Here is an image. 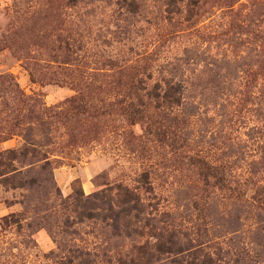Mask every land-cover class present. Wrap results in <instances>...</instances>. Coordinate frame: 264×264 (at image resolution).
Masks as SVG:
<instances>
[{"label":"rangeland","instance_id":"rangeland-1","mask_svg":"<svg viewBox=\"0 0 264 264\" xmlns=\"http://www.w3.org/2000/svg\"><path fill=\"white\" fill-rule=\"evenodd\" d=\"M139 1L129 9L108 0H0V151H15L12 164L24 186L11 188L0 182V264H56L49 255L56 248L50 230L65 247L76 242L98 250H127L132 240L113 237L97 222L67 227L77 229L81 239L65 235L62 201L79 187L89 194L113 181L131 183L149 160L158 163L156 190L167 194L171 182L168 199L186 203L196 193L193 172L167 161L163 148L144 136L141 123H127L121 112L133 95L123 72L106 75L113 71L106 60L136 66L139 73L146 68L154 78L172 72L186 85L187 101L194 96L208 100L217 89H229L227 78L237 63L225 56L242 51L235 48L232 54L223 36L205 33L221 32L238 20L223 0H207L193 25L172 20L167 26L156 0ZM244 1H236L234 11ZM166 27L175 30L173 39L166 37ZM176 56L178 63L172 62ZM77 87L89 112L63 104L77 94ZM251 101V113L241 110L231 133H223L226 128L217 123V112L210 123L193 117L187 126L193 146H201L198 131L206 129L202 142L227 135L230 144L234 142L228 151L240 154L237 164L252 162L258 134L252 136L251 127L260 112L253 109H259L260 100ZM101 111L104 114H98ZM226 209L235 212L231 206ZM10 213V225L3 226L2 217ZM19 219V225L11 221ZM257 219L263 222L264 214ZM253 222L246 221L243 228Z\"/></svg>","mask_w":264,"mask_h":264},{"label":"trees","instance_id":"trees-1","mask_svg":"<svg viewBox=\"0 0 264 264\" xmlns=\"http://www.w3.org/2000/svg\"><path fill=\"white\" fill-rule=\"evenodd\" d=\"M108 1L129 9L140 3L139 0ZM156 1L167 26L172 20H175L173 24L181 20L187 26L193 25L203 15L207 2ZM217 1L222 3V0ZM236 1L239 0H223V3L231 7L229 11L238 21H231L221 32L205 33L207 37L223 36L229 47L227 50L232 54L235 48L241 47L242 51L231 58L225 56L228 62L234 60V64L237 63L234 74L227 78L229 89H217L218 92L214 91L208 100L194 96L192 101H187L186 85L172 72L154 78L145 66L142 67L145 71L139 73L136 66L106 60V67L113 70L106 75L123 72L133 95L121 112L127 123H141L144 136L163 148L167 161L193 172L196 193L186 203H181L177 199H168L172 198L168 189L172 187L170 181L165 188L167 194L156 190L159 184L154 167L158 163L154 160L144 164L131 183L113 181L89 194H84L81 187L73 189L62 201L66 211L62 222L65 235L81 239L77 229L67 230V227L90 221L99 223L113 237L132 240V244L127 250L124 246L98 250L76 242L65 247L50 230L56 248L50 250L49 255L56 264H264V234H261L264 220L257 219L264 214V182L261 183L264 174V0H245L234 11ZM164 29L166 37H175L174 29ZM213 57L215 61L220 60L218 54ZM179 60L176 56L172 62ZM129 68L134 72L129 73ZM76 91L77 94L65 99L63 104L79 113L89 112L81 89L77 87ZM257 98L259 109L253 111L260 112L251 127V135L258 134L255 138L257 153L252 162L237 164L241 160L240 154L228 151L234 142L230 144L227 135L216 137L210 143L202 142L206 129L198 131L201 146L198 143L193 146V132H187L193 117L210 123L214 122L213 113L217 112L221 117L217 123H224L226 128L223 133H231L230 130L235 129L233 120L236 121L243 109L251 113L252 109L247 105ZM15 154L13 149L0 151V166H4L0 170V182L11 188H22L12 164ZM2 158L10 162H3ZM227 205L235 211L233 215L232 211H227ZM12 216L11 213L4 215L2 225H10ZM248 220L254 222L244 229ZM11 221L20 224V219Z\"/></svg>","mask_w":264,"mask_h":264}]
</instances>
